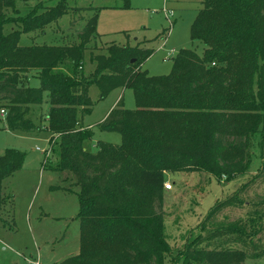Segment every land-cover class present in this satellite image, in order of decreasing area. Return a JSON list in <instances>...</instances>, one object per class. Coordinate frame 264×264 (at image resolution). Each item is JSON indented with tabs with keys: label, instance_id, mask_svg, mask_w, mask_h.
Here are the masks:
<instances>
[{
	"label": "trees",
	"instance_id": "trees-1",
	"mask_svg": "<svg viewBox=\"0 0 264 264\" xmlns=\"http://www.w3.org/2000/svg\"><path fill=\"white\" fill-rule=\"evenodd\" d=\"M15 1L0 0V110L5 111L0 121L11 130L38 129L25 117L26 108L46 102L44 128L58 146L54 170L63 183L77 187L80 251L54 264H164L171 246L163 228V173L233 179L248 172L255 136L260 167L216 201L200 225L205 234L192 237L180 258L181 264H246L263 258L264 196L246 203L242 193L255 179L264 180V0H202L190 30V38L202 43V53L180 49L171 57V71L158 76L141 69L149 49L113 43L106 53H90L92 72L77 76L84 46L95 34L96 8L78 33L77 45H21L22 33L42 29L66 14L67 6L58 0L40 11L36 4L22 16H6L2 9ZM5 21L22 28L4 34ZM65 61L73 73L59 70ZM30 71H36L38 86L22 83L21 74ZM92 85L96 100L113 89H131L135 107L124 108L119 98L97 127L119 133L120 143L98 140L89 152L83 141L90 139V129L81 127L79 117L92 110ZM23 158L15 148L0 154V205L2 181L21 167ZM245 205L244 219L205 230L220 210ZM217 239L221 248L201 246Z\"/></svg>",
	"mask_w": 264,
	"mask_h": 264
},
{
	"label": "rangeland",
	"instance_id": "rangeland-1",
	"mask_svg": "<svg viewBox=\"0 0 264 264\" xmlns=\"http://www.w3.org/2000/svg\"><path fill=\"white\" fill-rule=\"evenodd\" d=\"M58 0H16L13 7H4L6 16L26 14L34 5L37 11L43 6L56 5ZM202 0H66V14L47 23L42 29L30 30L20 36L21 45L68 46L79 44L78 33L96 8L95 34L84 46L81 69L74 70L87 75L94 63L90 53H106L113 43L116 47L149 49L151 54L141 64L151 76L166 75L171 71L173 57L180 49L189 48L199 55L203 45L190 38V30ZM75 8H87L75 11ZM89 8V9H88ZM22 25L5 21L2 32L21 29ZM64 73H73L68 61L58 67ZM36 71L21 74L22 83L38 86ZM93 101L92 110L79 117L82 128L90 129V139L83 141L89 152L96 150L98 140L119 144L121 136L114 131L100 130L97 123L121 98L124 108L133 109L135 99L131 89L111 90L104 99L96 100L97 88H89ZM48 104L30 105L25 117L30 118L38 129L29 131L11 130L0 121V154L5 149L15 148L24 153L21 167L6 177L1 184L3 203L0 205V264H54L79 253V221L76 217L77 187L63 183L62 175L54 170L58 164V146L51 140L46 126ZM5 111H0L1 119ZM56 138V137H55ZM255 136L251 148L252 159L247 173L230 180L216 178L204 172H168L163 182V228L171 252L164 264H181L180 253L192 237L205 234L201 223L216 201L225 198L242 183L248 182L260 167ZM169 183V189L164 188ZM66 188V189H65ZM264 196V180L255 179L242 193L246 203ZM249 208L225 207L208 222V230L221 221L244 219ZM264 225V213L260 217ZM201 246L221 248V241L204 242ZM238 247V245H229ZM246 264H264L261 259L245 261Z\"/></svg>",
	"mask_w": 264,
	"mask_h": 264
},
{
	"label": "built area",
	"instance_id": "built-area-1",
	"mask_svg": "<svg viewBox=\"0 0 264 264\" xmlns=\"http://www.w3.org/2000/svg\"><path fill=\"white\" fill-rule=\"evenodd\" d=\"M0 111L3 112V110H0ZM170 187H171V185L169 183H164V188L165 189H169Z\"/></svg>",
	"mask_w": 264,
	"mask_h": 264
},
{
	"label": "crops",
	"instance_id": "crops-1",
	"mask_svg": "<svg viewBox=\"0 0 264 264\" xmlns=\"http://www.w3.org/2000/svg\"><path fill=\"white\" fill-rule=\"evenodd\" d=\"M34 77H35V76H34ZM106 114H107V113H106ZM106 114H105V115H106ZM105 115H104V116H105ZM103 118H104V117H103Z\"/></svg>",
	"mask_w": 264,
	"mask_h": 264
}]
</instances>
